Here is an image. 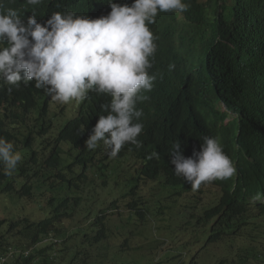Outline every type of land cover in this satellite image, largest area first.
I'll use <instances>...</instances> for the list:
<instances>
[{
  "label": "trees",
  "instance_id": "obj_1",
  "mask_svg": "<svg viewBox=\"0 0 264 264\" xmlns=\"http://www.w3.org/2000/svg\"><path fill=\"white\" fill-rule=\"evenodd\" d=\"M70 1L49 0L22 16L49 17ZM200 1L208 6L212 37L199 55L207 63L185 90L182 107L169 108L171 93L158 101L156 112L177 125L160 130L155 147L168 153L176 142L189 144L208 126L186 128L209 115L212 126L221 125V138L229 133L236 139L230 149L239 158L240 184L210 181L193 188L163 158L134 164L125 146L111 156L102 141L87 149L99 116L107 115L101 107L107 98L90 96L68 117L63 111L68 108L53 106L34 80L18 87L0 80V137L22 156L10 175L0 162V197L34 208L14 220L0 218V259L206 264L194 252L196 243L202 253L220 245L211 264H264V238L255 226L264 221V204L246 200L264 194V0ZM195 46L183 61L188 66L196 58ZM220 104L229 113L221 112ZM231 116L235 119L225 127Z\"/></svg>",
  "mask_w": 264,
  "mask_h": 264
},
{
  "label": "clouds",
  "instance_id": "obj_2",
  "mask_svg": "<svg viewBox=\"0 0 264 264\" xmlns=\"http://www.w3.org/2000/svg\"><path fill=\"white\" fill-rule=\"evenodd\" d=\"M47 1L0 0V80L17 87L34 80L61 108L79 109L90 96L107 98L101 106L107 115L99 116L85 141L87 149L102 141L111 156L125 146L133 163L163 158L193 188L210 181L240 184L239 158L230 149L236 139L229 133L221 138V125L212 126L209 115L186 128L208 126L189 144L176 142L168 153L155 147L159 131L177 125L173 117L156 112L158 101L171 93L169 108L182 107L185 90L207 63L199 56L212 41L205 2L71 0L49 17L22 16ZM194 45L196 58L188 66L183 61ZM219 109L229 113L225 104ZM234 119L223 125L230 127ZM21 160L13 143L0 137L5 174ZM262 195L249 194L247 203L264 204ZM8 259L1 257L0 264Z\"/></svg>",
  "mask_w": 264,
  "mask_h": 264
},
{
  "label": "rangeland",
  "instance_id": "obj_3",
  "mask_svg": "<svg viewBox=\"0 0 264 264\" xmlns=\"http://www.w3.org/2000/svg\"><path fill=\"white\" fill-rule=\"evenodd\" d=\"M64 105V104H63ZM73 105V104H72ZM53 106H58L56 103L53 104ZM56 108V107H55ZM66 111V115L69 117V115H74L76 114L77 108L74 109V107H69V109H63V111ZM27 208L23 209L22 203L18 201H12L9 197L6 196H1L0 197V218H5L7 220H14L18 216L22 215L25 213V210H28L32 212L34 210L32 204H26ZM256 229H257V236L264 238V221L259 220L257 224H255ZM156 234V232L154 233ZM219 244L211 246L209 248L210 252H201L200 250V245L199 244H194L193 249L195 254L201 253L202 255L200 258L203 260L204 263L206 264H211V258L215 252L218 251L219 249Z\"/></svg>",
  "mask_w": 264,
  "mask_h": 264
}]
</instances>
